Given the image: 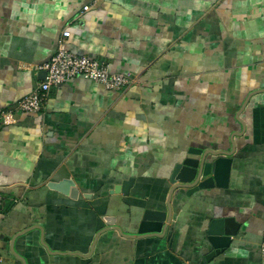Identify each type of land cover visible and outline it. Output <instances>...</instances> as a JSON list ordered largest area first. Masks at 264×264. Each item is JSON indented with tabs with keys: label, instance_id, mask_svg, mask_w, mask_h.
Segmentation results:
<instances>
[{
	"label": "crops",
	"instance_id": "0c3cea01",
	"mask_svg": "<svg viewBox=\"0 0 264 264\" xmlns=\"http://www.w3.org/2000/svg\"><path fill=\"white\" fill-rule=\"evenodd\" d=\"M67 30L138 83L0 120L3 264H264V0H0V113ZM204 158L227 187L190 192Z\"/></svg>",
	"mask_w": 264,
	"mask_h": 264
},
{
	"label": "built area",
	"instance_id": "2783aa9c",
	"mask_svg": "<svg viewBox=\"0 0 264 264\" xmlns=\"http://www.w3.org/2000/svg\"><path fill=\"white\" fill-rule=\"evenodd\" d=\"M85 10H88V8H85ZM70 35L69 30L63 32L55 55L46 65L41 67V70L46 72V77L36 84L33 93L19 101L14 108L0 113L2 125L13 124L18 112L41 113L46 108L51 91L77 77L92 80L107 90L117 92L125 91L138 83V78L130 73L112 72L110 64L106 61L77 55L70 51L66 45V39ZM261 251L264 257V239ZM3 263L4 258L0 253V264Z\"/></svg>",
	"mask_w": 264,
	"mask_h": 264
},
{
	"label": "water",
	"instance_id": "95a60500",
	"mask_svg": "<svg viewBox=\"0 0 264 264\" xmlns=\"http://www.w3.org/2000/svg\"><path fill=\"white\" fill-rule=\"evenodd\" d=\"M42 73L45 79L46 72L44 71ZM231 163H232L231 159H226V158H219L215 162L206 163L204 158L201 164V175H200L203 181L199 183L196 187H194L190 192H195L200 189H207L213 186V184L214 185L216 184L218 187H227L228 178L231 170ZM107 223H108L107 225L109 226L107 227V229L115 225V223L110 221L109 222L107 221Z\"/></svg>",
	"mask_w": 264,
	"mask_h": 264
}]
</instances>
